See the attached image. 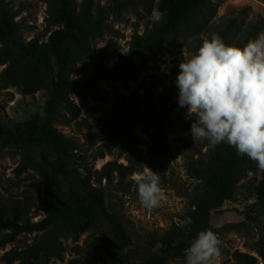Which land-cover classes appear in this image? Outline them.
<instances>
[{
	"label": "rangeland",
	"instance_id": "1",
	"mask_svg": "<svg viewBox=\"0 0 264 264\" xmlns=\"http://www.w3.org/2000/svg\"><path fill=\"white\" fill-rule=\"evenodd\" d=\"M90 3L94 17L102 23V33L92 40L90 49L74 64L71 76L82 80L91 75L94 68L104 60L112 67L131 48L135 33L143 34L147 29L160 24L166 12L161 9L162 0H126L125 5L113 0H78ZM15 15L19 22V36L29 41L38 38L47 42L51 33L60 27L52 22L49 3L46 0H0ZM264 31V0H209L190 22L173 32L170 38L152 56V69L143 70L142 65L131 72L128 84L117 80H102L108 107L114 105V93L124 91L127 96L138 91L141 99L145 89L158 95L162 91L174 93L171 113L174 127L162 142H153L155 128L141 122L135 128L139 137L130 143L101 140L96 120L103 117L96 109L101 98L88 95L86 102L77 96L71 100L81 110L79 117H71L66 106L55 116L54 124L68 139L78 144L87 156L92 171L100 169L108 161H117L137 171L132 174L114 172L103 186L109 208L117 213L137 244L138 252L132 249L133 259L144 261L159 249L145 240L147 236L174 233L187 217L195 215V203L202 199L205 186L197 178L194 165L200 160L210 162L222 155L225 143L214 149L207 141L195 140L189 133L192 121L186 118V108L178 106L175 80L179 64L190 57L202 45L205 38L220 34L228 45L243 48L250 40ZM110 46L104 56V48ZM1 47V43H0ZM5 65H0V72ZM98 97V98H97ZM157 98V96H156ZM48 92L39 90L34 94H21L14 86L0 84V111L10 118L26 119L36 113H44ZM90 122L91 128L82 127ZM129 139V138H126ZM26 154L14 148H0V216L19 223L38 222L50 212L44 202L52 200L64 189L62 181L35 166L18 172V165ZM38 157V153H35ZM161 173V187L167 197L160 207L148 210L138 200L134 178L145 174V167ZM263 171L255 163L254 169L241 179L230 200L224 201L222 211L212 217L215 231L222 241L219 264H245L239 253L255 256V264H264L257 251L258 243L264 241V205L258 202L256 189ZM23 232L12 242H6L7 234L13 232L0 222V264H106L100 238L96 230L88 228L81 232L78 227L54 228ZM24 252L22 259H12V251ZM11 260V261H10ZM167 264H185L178 258Z\"/></svg>",
	"mask_w": 264,
	"mask_h": 264
},
{
	"label": "trees",
	"instance_id": "2",
	"mask_svg": "<svg viewBox=\"0 0 264 264\" xmlns=\"http://www.w3.org/2000/svg\"><path fill=\"white\" fill-rule=\"evenodd\" d=\"M46 1L49 3V18L60 25L47 42L38 38L22 40L15 15L5 6H0V65H5L0 72V84L14 86L21 94H34L39 90L48 92L43 114L14 119L0 111V148H14L26 154L17 167L18 172L28 166L38 167L62 181L64 189L59 190L52 200L44 202L43 206L50 212L41 221L19 223L0 216V222L13 230L6 235V242H12L23 232L48 229L47 234L54 228L74 226L81 232L88 228L96 230L106 264H167L184 257V249L200 231L209 228L215 231L213 215L222 211L224 201L232 199L239 182L254 169L255 162L247 156H238L236 149L226 143L218 158L210 162L199 160L194 169L205 186V193L195 203L191 225L178 226L172 234L147 236L145 241L148 244L160 247L148 259L140 261L132 258L131 251L135 248L138 252L143 245L137 244L119 215L109 208L103 186L105 180H111L114 172L132 174L137 170L117 161H108L100 169L92 171L85 152L55 126L54 120L62 106H66L71 117H79L81 110L71 100L72 96L79 97L84 103L88 95L95 94L103 101L92 107L97 114L104 115H98L96 120L101 140L116 141L119 138L130 143L139 138L135 128L143 122L155 128L151 141H164L175 124L171 116L173 107L177 105L172 101L174 93L162 91L156 95L145 89L141 99L138 91L127 96L124 91L117 90L114 105L110 108L104 103L106 98L99 85L102 80H117L127 85L132 70L140 68L139 65L143 70H151L153 54L173 32L187 25L206 2L208 5L209 0H162L160 7L166 12L163 21L143 34L135 33L129 52L112 67H107L103 60L91 75L82 80L71 76L73 66L90 49L92 40L101 35V20L94 17L87 1ZM113 1L121 6L126 2ZM109 49L110 46L104 48V56ZM82 127L92 130L90 122H83ZM256 196L264 205V171ZM257 251L264 259L263 240L258 243ZM8 254L12 259L24 257V252L17 250ZM239 255L245 264H255L257 259L248 253Z\"/></svg>",
	"mask_w": 264,
	"mask_h": 264
},
{
	"label": "clouds",
	"instance_id": "3",
	"mask_svg": "<svg viewBox=\"0 0 264 264\" xmlns=\"http://www.w3.org/2000/svg\"><path fill=\"white\" fill-rule=\"evenodd\" d=\"M179 69L175 80L178 106L187 109L194 141H207L213 149L226 143L264 170V31L243 48L213 34L180 62ZM134 184L139 203L148 210L167 199L161 173L147 166ZM191 223L187 217L178 226ZM221 244L212 229L200 231L184 249L185 264H219Z\"/></svg>",
	"mask_w": 264,
	"mask_h": 264
}]
</instances>
